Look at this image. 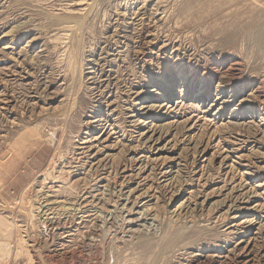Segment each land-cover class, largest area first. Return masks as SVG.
Wrapping results in <instances>:
<instances>
[{
	"label": "rangeland",
	"instance_id": "obj_1",
	"mask_svg": "<svg viewBox=\"0 0 264 264\" xmlns=\"http://www.w3.org/2000/svg\"><path fill=\"white\" fill-rule=\"evenodd\" d=\"M1 220L0 264H261L264 0H0Z\"/></svg>",
	"mask_w": 264,
	"mask_h": 264
},
{
	"label": "bare ground",
	"instance_id": "obj_2",
	"mask_svg": "<svg viewBox=\"0 0 264 264\" xmlns=\"http://www.w3.org/2000/svg\"><path fill=\"white\" fill-rule=\"evenodd\" d=\"M148 2V1H147ZM161 5V4H160ZM156 9V8H155ZM158 10V9H157ZM163 12V11H162ZM73 25L71 26H68V30H71V29H73ZM67 37V36H66ZM105 179V178H104ZM105 182H106V180H105ZM107 182H108V180H107ZM110 183L111 182H109V183H106V185L105 186H102V187H105V190H108V188L110 187ZM120 190V189H119ZM81 200H83V199H81ZM127 201V200H126ZM128 202V201H127ZM50 203V202H49ZM84 202H77L76 204H77V206H79V207H77L76 209H74V208H72V210H73V212H74V214L73 215H75V216H78L79 218H81L80 216V214H83V213H87V212H90V210H91V207H93V206H89L88 204H86V205H84L83 204ZM46 204V203H45ZM48 204V203H47ZM42 205V204H41ZM88 205V206H87ZM32 207V206H31ZM34 207V206H33ZM32 207V208H33ZM97 207V206H96ZM63 209L62 210H64L63 212L64 213H69L70 212V208L69 207H66V206H63L62 207ZM33 209H35V208H33ZM116 208L114 209V210H111L109 213H108V215L107 216H105V217H107V218H105L104 219V217H102V215H99V214H97V212H96V221H97V223H101V224H112V223H114V221L116 220ZM31 212V211H30ZM36 212H38V211H36ZM128 213H129V215H132L131 213H133L132 212V210H130V211H127ZM64 213H62L63 215H64ZM50 214V213H49ZM52 215L51 216H45V221L46 222H44L45 224H48V225H56V226H60L61 225V221H62V214L61 213H59V212H52L51 213ZM35 215V214H34ZM33 214L31 215V218L34 216ZM41 215V214H40ZM69 215V214H68ZM80 215V216H79ZM94 215V214H93ZM105 215V214H104ZM37 216V215H36ZM43 218V217H42ZM38 219V218H37ZM44 219V218H43ZM44 221V220H43ZM7 223V222H6ZM38 223V222H37ZM43 223V222H42ZM43 223V224H44ZM125 224H126V227H125V229H126V231H127V233H129V234H131V235H134V234H136L137 232L139 233V231L141 230V228H143V229H145L146 227H147V223H145L144 222V220H143V218L141 217V218H139V217H137V218H127L126 220H125ZM149 224V223H148ZM0 225L1 226H3L4 225V221H2L1 220V222H0ZM1 226H0V234L4 231L5 232V228L3 227V228H1ZM103 227V226H102ZM8 228V227H7ZM8 232H10V231H8ZM7 231H6V233H8ZM5 233V234H6ZM11 233V232H10ZM10 233H8V237L10 238V236H9V234ZM13 233V232H12ZM11 235V234H10ZM5 236V235H4ZM254 240V239H253ZM255 241V240H254ZM255 246V245H254ZM257 247V246H256ZM260 247V246H259ZM263 247V246H262ZM251 248H252V241H251V239H243L238 245H237V248L235 247V249L236 250H234V255H235V257L237 258H241L238 262L237 261H235V260H232L231 259V262L233 261V263H235V264H238V263H241V264H245V261H244V259L248 256V255H250V252H251ZM254 248V247H253ZM0 249L1 250H3V246L0 244ZM164 253V252H163ZM231 253V252H230ZM161 255H162V253H161ZM262 250L260 249V250H258V257L257 258H260V257H263L264 255H262ZM158 257H161L160 256V253L158 254ZM191 257V256H190ZM228 258V259H227ZM243 258V259H242ZM159 260V259H158ZM229 260V257L228 256H225V254H224V256H220V254L219 255H217V256H213V257H194V258H191L188 262H184V263H182V264H230V262L228 261ZM249 260V259H248ZM248 260H247V262H248ZM258 261V260H257ZM261 264H264V261H262V263Z\"/></svg>",
	"mask_w": 264,
	"mask_h": 264
}]
</instances>
